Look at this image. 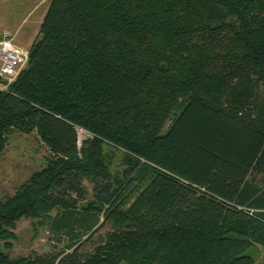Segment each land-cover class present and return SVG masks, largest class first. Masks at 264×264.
Here are the masks:
<instances>
[{
	"label": "trees",
	"instance_id": "obj_1",
	"mask_svg": "<svg viewBox=\"0 0 264 264\" xmlns=\"http://www.w3.org/2000/svg\"><path fill=\"white\" fill-rule=\"evenodd\" d=\"M28 53L0 78V157L16 132L48 156L0 199V264H254L264 0H50ZM53 211L64 249L11 258Z\"/></svg>",
	"mask_w": 264,
	"mask_h": 264
},
{
	"label": "rangeland",
	"instance_id": "obj_2",
	"mask_svg": "<svg viewBox=\"0 0 264 264\" xmlns=\"http://www.w3.org/2000/svg\"><path fill=\"white\" fill-rule=\"evenodd\" d=\"M49 1L47 0L46 5L42 6L41 0H0V30H19L22 37L24 34L27 38L32 35L36 38L38 25L35 26V23L40 20ZM19 24L21 27L16 29ZM18 42L20 46L29 49L27 40L19 39ZM77 135L78 144L89 136L81 129H77ZM47 156L48 151L35 135H23L17 132L10 135L5 152L0 157V199L13 194L14 190L32 173L40 170L45 165ZM116 160L118 162V159ZM85 185L90 188L88 183ZM83 204L80 202L78 206ZM56 213L53 211L50 218L45 220H21L15 230L17 241L13 249L7 252L9 256L15 258L32 253L42 254L50 250L55 252L63 250L67 244L65 238L61 237L62 240L58 241L61 234L50 230L51 221ZM105 231L104 228L100 233L104 234ZM1 246L2 243L0 248ZM246 254L253 258L254 264H264V248L253 246Z\"/></svg>",
	"mask_w": 264,
	"mask_h": 264
},
{
	"label": "built area",
	"instance_id": "obj_3",
	"mask_svg": "<svg viewBox=\"0 0 264 264\" xmlns=\"http://www.w3.org/2000/svg\"><path fill=\"white\" fill-rule=\"evenodd\" d=\"M28 54V51L14 44L9 31H4L0 37V78L7 83L12 82L25 67Z\"/></svg>",
	"mask_w": 264,
	"mask_h": 264
},
{
	"label": "crops",
	"instance_id": "obj_4",
	"mask_svg": "<svg viewBox=\"0 0 264 264\" xmlns=\"http://www.w3.org/2000/svg\"><path fill=\"white\" fill-rule=\"evenodd\" d=\"M42 1V6L43 5H46V2H47V0H41ZM47 8V7H46ZM46 8L43 10V14H42V16H41V18H40V20H38L36 23H35V26H39V24H40V22H41V20H42V17H43V15H44V13H45V11H46ZM17 28L16 29H19L20 27H21V25L19 24L18 26H16ZM7 31H9L12 35H13V42H14V44L15 45H17L18 47H20V48H22V49H26L27 51H29V49H30V47H31V45H32V42H33V40H34V38H35V36L34 35H32L30 38H27V35H25L24 36V34H23V37L21 36V34L19 33V30H17V31H12V30H8V29H6ZM2 31H4V29L3 30H0V37H1V33H2ZM36 36H37V33L35 34ZM19 39H24V40H27L28 41V47H29V49H27V48H24L23 46H20L18 43V40Z\"/></svg>",
	"mask_w": 264,
	"mask_h": 264
}]
</instances>
